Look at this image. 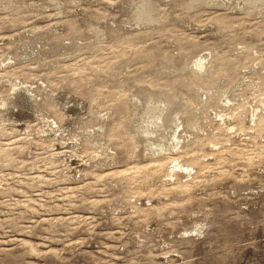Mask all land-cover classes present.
I'll return each instance as SVG.
<instances>
[{"label": "rangeland", "instance_id": "374dc122", "mask_svg": "<svg viewBox=\"0 0 264 264\" xmlns=\"http://www.w3.org/2000/svg\"><path fill=\"white\" fill-rule=\"evenodd\" d=\"M0 264H264V0H0Z\"/></svg>", "mask_w": 264, "mask_h": 264}, {"label": "bare ground", "instance_id": "6f19581e", "mask_svg": "<svg viewBox=\"0 0 264 264\" xmlns=\"http://www.w3.org/2000/svg\"><path fill=\"white\" fill-rule=\"evenodd\" d=\"M201 63V62H200Z\"/></svg>", "mask_w": 264, "mask_h": 264}]
</instances>
